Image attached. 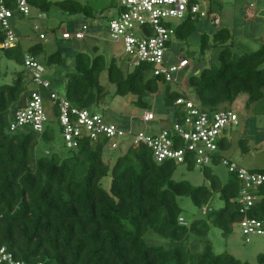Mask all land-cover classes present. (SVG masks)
<instances>
[{"label":"trees","instance_id":"16d2710c","mask_svg":"<svg viewBox=\"0 0 264 264\" xmlns=\"http://www.w3.org/2000/svg\"><path fill=\"white\" fill-rule=\"evenodd\" d=\"M28 2L46 13L58 6L69 15L94 17L91 6L75 0ZM6 3L14 8L11 0ZM196 20L187 19L176 29L174 39L167 43V53L174 40H187L193 34ZM83 25L87 24L79 26ZM4 40L0 31V43ZM234 45L235 37L228 29L218 31L212 41L208 35L202 36V54L219 47L222 50L219 66L205 68L186 81L198 102L191 99L187 90H172L173 85H179L178 79L171 83L163 76L153 75L151 64L136 67L126 76L116 60L107 68L103 55L91 58L84 53L75 56L76 72L69 74L65 98L82 109L100 105L106 97L101 76L107 69L108 80L117 87L116 94L134 95L135 104L144 113L151 112L145 98L157 94L164 85L166 105L175 108L177 123H183L185 114L184 107L176 105L178 99L192 101L200 110L212 113L227 110L223 107L246 94L250 107L264 98V46L252 54H238L232 49ZM3 51L8 59L24 65L26 54L37 59L45 50L38 43L25 51L19 43ZM63 62V55L57 52L47 58L45 67L53 68ZM27 75L19 73L13 84L0 85V251L5 249L20 264H251L228 252L215 254L208 239L212 226L229 238L234 226L245 217L264 222V184L251 191L260 200L244 214L239 202L244 185L238 174L225 166L231 180L222 185L212 171L211 167L222 164L223 152L231 147L226 137L220 141L219 153L209 167H197L193 155H186L182 164L171 160L160 164L144 145L130 146L110 166L104 161L106 140L93 143L85 139L76 148L67 146L58 122L57 103L54 116L68 155L52 149L40 153V143L50 145L56 141L51 121L43 132L32 127H24L28 129L25 133L11 130L17 111L31 95V91L26 95L28 83L33 84L28 71ZM184 146V142L176 141V149ZM240 146L244 153L249 152L247 140H242ZM178 165L189 170L202 169L210 188L175 180ZM252 171L264 175V169ZM109 176L112 183L106 190L102 182ZM214 193L220 194L222 209L208 210L206 219L190 225L180 223L183 210L179 197L190 198L202 209L210 204ZM150 231L167 240L168 246L150 244ZM191 235L199 237L201 250H188ZM257 264H264V254L258 255Z\"/></svg>","mask_w":264,"mask_h":264},{"label":"rangeland","instance_id":"374dc122","mask_svg":"<svg viewBox=\"0 0 264 264\" xmlns=\"http://www.w3.org/2000/svg\"><path fill=\"white\" fill-rule=\"evenodd\" d=\"M75 1L80 2L83 6H91L94 10V17L87 19L83 14L69 15L58 6H53L48 13L38 7L31 6L30 16L21 17L17 15L12 20L20 44L25 51L38 43L42 44L45 51L37 58L42 65L46 66V60L52 54L60 52L63 55V64L48 68L46 75L52 84L51 90L62 98L66 96L69 74L76 72L75 56L79 53H84L91 58L97 54L103 55L107 68L113 60H116L126 76L134 71V68L128 63L129 58L123 46L109 37V23L117 7L116 0ZM213 13L218 16V23L212 18L199 17L195 21L193 34L187 40H174L165 57L169 66L178 65L182 58L190 62V65L177 76L179 85H173L172 90H187L194 102L198 101L193 90L186 87L187 79L212 65L219 66L218 56L222 50L219 47L207 51L205 55L202 54L203 35H208L212 41L213 36L218 31L228 29L235 37V45L232 49L238 54H252L264 46V0H220L214 4ZM83 23L90 28L88 36L84 40L75 38L66 40L63 38L64 33L74 34L77 26ZM42 35L45 36V40L41 39ZM0 61V85L13 84L19 73L24 72L27 75L24 65L8 59L2 49H0ZM101 85L106 89V97L100 105L93 108V111L104 116L108 123L115 124L126 132H132L135 135L157 134L162 129L172 128L176 124L175 108L167 106L165 102L164 85L161 86L157 94L148 95L145 98V101L151 105V112L155 116L154 121L147 123L143 121L144 110L135 104L137 98L134 95L121 97L116 94L117 87L108 80L107 69L102 73ZM34 89L35 86L28 83L27 94H25L28 95ZM41 92L46 102L51 124L56 130V141L50 145L40 143L38 150L41 153L42 150L44 152L52 149L62 156H67L68 152L64 147V141L54 116L55 110L53 111L52 108L51 93L43 90ZM248 100L249 96L242 94L234 104L223 107L238 116V126L229 128L225 132V137L231 143V147L224 151L223 155L243 168L262 170L264 169V98L250 107H247ZM27 131V128L18 130L19 133ZM242 140L248 141V153H244L240 146ZM124 152H126L125 148L113 151L106 147L104 149L105 163L113 166L117 159L125 154ZM211 168L222 185H226L231 180V174L224 165L219 164ZM174 179L188 181L194 186L210 188V183L200 168L189 170L185 165H178ZM111 183L112 178L109 176L103 180L102 185L106 190H110ZM177 200L183 210L182 218L188 225L195 220L206 219L208 210L219 211L224 207L219 193H214L210 204L202 209L197 207L188 197H179ZM148 235L151 236L148 238L150 244L168 246V241L153 231L148 232ZM208 239L213 244L215 254L228 252L242 262L257 264L258 255L264 254V235L250 236L249 241H247L243 236L240 222L234 226V231L229 238H225L220 229L212 226ZM201 245L203 246V243L199 237L191 235L187 243L188 250L190 252L197 251Z\"/></svg>","mask_w":264,"mask_h":264},{"label":"built area","instance_id":"2783aa9c","mask_svg":"<svg viewBox=\"0 0 264 264\" xmlns=\"http://www.w3.org/2000/svg\"><path fill=\"white\" fill-rule=\"evenodd\" d=\"M220 0H116L117 7L109 23V37L123 46L128 55V63L132 68L144 64L153 65L152 73L163 76L167 81L176 83L179 72L190 63L181 60L178 65H167V43L175 37L176 29L187 19L196 20L208 17L219 22L213 13V6ZM14 8H10L6 0H0V31L5 40L0 43V49L9 50L18 46L19 37L13 27L12 20L17 15L28 17L31 15L28 0H11ZM116 11V12H115ZM87 25L78 26L74 34L64 33L66 40H82L88 36ZM45 40V36H41ZM24 67L30 74L35 89L31 91L24 107L20 108L11 124L12 131L20 128L32 127L37 132H43L50 121L46 102L42 92L48 91L52 100L53 111L58 103V122L63 129V136L69 148L78 147L80 141L88 139L95 143L106 140V147L112 150L120 148L139 147L144 145L153 151L158 163L175 161L177 164L185 162L186 155H193L197 167L205 168L213 165L214 155L219 153V143L225 138L229 128L238 126V116L231 110L217 112L203 111L192 102L178 99L177 106L184 107L183 123H177L171 129H163L156 135L129 133L115 124L108 123L105 118L92 108L82 109L72 105L65 97L57 96L52 90V84L46 78L47 68L30 54L25 55ZM155 120L152 112L143 114V121ZM227 138V137H226ZM184 142V147L176 149V141ZM125 142L126 145H122ZM222 164L230 171L236 172L244 185L239 202L241 212L247 213L260 197L252 195L264 184V175L255 173L233 163L228 158H222ZM182 225H187L183 218ZM245 239L250 236L264 235V222L245 217L240 222ZM15 263L13 256L0 251V264Z\"/></svg>","mask_w":264,"mask_h":264}]
</instances>
